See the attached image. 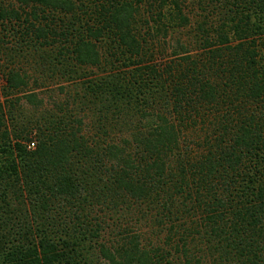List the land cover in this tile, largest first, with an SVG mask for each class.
Listing matches in <instances>:
<instances>
[{
  "label": "trees",
  "instance_id": "16d2710c",
  "mask_svg": "<svg viewBox=\"0 0 264 264\" xmlns=\"http://www.w3.org/2000/svg\"><path fill=\"white\" fill-rule=\"evenodd\" d=\"M0 75V264H264V0H0Z\"/></svg>",
  "mask_w": 264,
  "mask_h": 264
},
{
  "label": "rangeland",
  "instance_id": "374dc122",
  "mask_svg": "<svg viewBox=\"0 0 264 264\" xmlns=\"http://www.w3.org/2000/svg\"><path fill=\"white\" fill-rule=\"evenodd\" d=\"M34 62H30V66H32L33 67V69L32 68H30V66L29 65H26L25 63H24V61H22V63L20 62V65H22L25 69H27L28 71H30V73H31V75H33L34 74V76H36V74H35V72H33V70H34V68H35V66H33L32 64H33ZM60 80H58V79H56V78H54V80H48V81H46V86H45V88H48L47 90L44 88V89H40V90H38V91H34V92H39L40 94H41V91L43 92V95H42V97H45V100L47 101V95H49L48 93H49V91L50 90H56L55 88H56V86H57V84H58V82H59ZM3 86H4V81H3V78H2V76L0 75V97L2 96L3 97ZM34 88V87H33ZM56 93V92H55Z\"/></svg>",
  "mask_w": 264,
  "mask_h": 264
}]
</instances>
